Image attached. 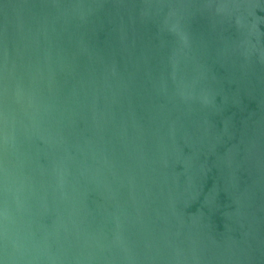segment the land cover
<instances>
[{
	"label": "water",
	"instance_id": "1",
	"mask_svg": "<svg viewBox=\"0 0 264 264\" xmlns=\"http://www.w3.org/2000/svg\"><path fill=\"white\" fill-rule=\"evenodd\" d=\"M0 264H264V0H0Z\"/></svg>",
	"mask_w": 264,
	"mask_h": 264
}]
</instances>
